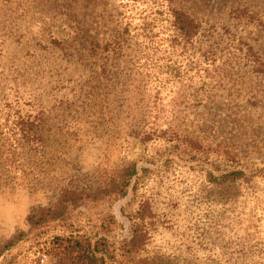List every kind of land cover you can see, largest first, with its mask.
Wrapping results in <instances>:
<instances>
[{
    "label": "rangeland",
    "instance_id": "rangeland-1",
    "mask_svg": "<svg viewBox=\"0 0 264 264\" xmlns=\"http://www.w3.org/2000/svg\"><path fill=\"white\" fill-rule=\"evenodd\" d=\"M132 163L86 230L102 212L115 248L135 228L168 264H264V0H0V245L64 181L91 191ZM1 260L54 264L29 243Z\"/></svg>",
    "mask_w": 264,
    "mask_h": 264
},
{
    "label": "trees",
    "instance_id": "trees-1",
    "mask_svg": "<svg viewBox=\"0 0 264 264\" xmlns=\"http://www.w3.org/2000/svg\"><path fill=\"white\" fill-rule=\"evenodd\" d=\"M172 16L173 25L181 36L191 38L198 30L199 24L186 13L172 10ZM7 129L17 145L27 146L40 133L33 122L23 120ZM136 172L132 163L120 171L116 180H103L91 191L80 188L72 180L64 181L47 204L29 210L25 218L26 229H17L0 245V258L18 245L29 243L38 257L50 256L54 264H168L159 258L139 254L142 239L135 228L129 240H124L120 247L115 248L104 236L115 223L111 214L98 212L96 224H86L89 231L79 224L80 216L100 205L112 193L121 196ZM244 175L241 169L233 168L218 171L215 179L219 183L235 182ZM0 264L8 262L1 260Z\"/></svg>",
    "mask_w": 264,
    "mask_h": 264
}]
</instances>
